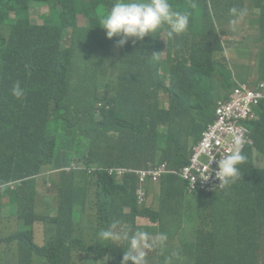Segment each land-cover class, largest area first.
Segmentation results:
<instances>
[{
	"label": "trees",
	"instance_id": "1",
	"mask_svg": "<svg viewBox=\"0 0 264 264\" xmlns=\"http://www.w3.org/2000/svg\"><path fill=\"white\" fill-rule=\"evenodd\" d=\"M186 1L169 3L173 9H182ZM193 1L209 21L190 44L194 48L190 56L186 55L189 44H184L183 36L174 45H166L157 37H152L153 41L148 36L143 40L130 38L125 59L131 67L124 73L117 46L99 25L116 0H0V200L10 195L0 206V224L6 218V226L11 225V219L18 223L11 236L0 238V245L7 247L0 249V255L10 264H121L124 248L99 240L97 233L113 221L125 229H136L138 215L158 220L160 212L153 215L150 209L138 206V176L133 171L118 180L107 170L147 167L154 158H145L144 148L157 145L165 148V157L158 164L167 160L172 168L171 174L162 177L163 201L156 196L157 200L164 205L181 204L182 199L186 202L192 197L197 203V222L187 239L181 237L180 256H188V264H264V249L254 229L241 221V215L249 220L254 219L255 212L260 214L257 218L264 216V167H255L250 174L252 197L262 205L255 211L256 205L234 189V183L213 189L198 186L193 194H186L191 192L190 186L178 175L202 131L216 120V102L231 97L233 70H238V64L221 55L222 44H214L220 37L209 0ZM253 1L261 10L257 18L264 22V0ZM231 5L227 2L223 11L230 10ZM34 9H38L37 17ZM79 14L88 20L86 25H78ZM262 43L264 47V30ZM153 53H159L158 58L151 59ZM97 59L106 69L109 63L114 66L112 75L101 73L98 66L93 71L89 62ZM76 60L86 63L79 69L74 66ZM182 61L185 64L178 67ZM156 64L174 75L170 90H178L173 92L175 99L183 82H190L185 104L174 102L168 111L159 105L151 112L145 110V76ZM101 74L107 85L87 112L96 99L92 85ZM17 82L25 90L20 99L11 93ZM114 84L116 91L143 112L141 116L129 117L115 106L118 98ZM252 88L260 87L253 84ZM98 102L108 108H96ZM71 115L83 116L71 122ZM246 124L260 145L254 134L264 127V98L256 107L255 117ZM93 142L99 144L97 150L92 149ZM103 143L107 146L101 151ZM73 159L87 168L51 175L55 195L46 197L45 204L55 215L38 214L39 175L63 168ZM93 166L99 170L91 172ZM125 207L131 211L125 212ZM170 214L175 220L179 217L176 210ZM191 215L192 209L184 208V224ZM37 221L46 225L44 246L34 242L32 227Z\"/></svg>",
	"mask_w": 264,
	"mask_h": 264
},
{
	"label": "clouds",
	"instance_id": "2",
	"mask_svg": "<svg viewBox=\"0 0 264 264\" xmlns=\"http://www.w3.org/2000/svg\"><path fill=\"white\" fill-rule=\"evenodd\" d=\"M191 7L195 8L196 4L193 3ZM176 10H173V7L169 3V0H116V2L112 4L110 10L100 20L99 25L103 29L106 30V35L108 37V40L113 41L115 45L117 46L118 54L120 52V47L124 46L125 44H126L125 51H127L128 47L130 46V44H127V42L130 38H135V40H143L146 36L151 35L152 37H156L157 35H161L163 31H167V35L169 37L176 38L175 41H177L180 39L181 37L180 34H182L183 32L201 34L200 32H194L196 27H194V29H192V27H189L190 18H191L190 12L180 11V8H177ZM229 12H230V15L232 16L230 23L232 25L233 31H235L239 19L243 18L246 15L247 10L243 8H239L237 6H233L230 8ZM80 15L82 14L78 15V19ZM82 16L84 17V15ZM213 21L215 24L216 31L218 32L219 37H220V40L214 44H222L223 51L221 52V55L226 57L232 64L233 63L238 64L236 61L231 60L225 53L226 44H230V42L232 41L231 39H229V36L230 35L237 36V34H228L227 32H225L224 27H223L224 22L222 20L214 18ZM158 55L159 53H153L151 56V59L158 58ZM221 55H219V57H222ZM85 63L86 62L82 60H76L74 61V66H77L79 69H81V67L85 65ZM89 63L93 66V71L98 66L101 69H105L107 75L109 76L112 75L113 73L114 66H111L110 63H109L108 69H106L104 64L101 63L100 59L94 60ZM238 74H239L238 70L236 71L233 70V78H234L235 84L233 86L232 95L236 88L238 87L241 88L243 85L246 84L244 81H239ZM261 83H264V81H261L260 83H257V84L260 85ZM106 85H107V80L103 79L102 74L99 77H95V82L92 85V88L94 89L93 96L96 99L90 105L87 112L91 110L96 100H98L100 97L97 94V90L99 88L104 89ZM252 86H253V83L250 85V87ZM11 93L17 99H20L24 96L25 90L22 88L21 84L17 82L13 85L11 89ZM232 95L231 97L229 96V98H226V99L224 98L219 99L218 104L219 102L232 99ZM218 104L216 105V107L218 106ZM99 105L101 106L102 104L99 103ZM216 107H215V115H216ZM81 116L83 115H71V122H73L77 117H81ZM202 133H201V137H202ZM200 139L197 141V143L200 141ZM231 144L232 146L227 152V154L220 155V159L217 161L218 167H217V170L215 171V176L220 181V184H219L220 187L224 185L233 184L241 178V171L238 166L242 164L244 161H246L247 159L246 155L243 154L245 139L242 134L233 133ZM190 154L191 152L189 153V157H190ZM189 157H188V160H189ZM213 159L214 157L212 158V160ZM86 168L87 166L83 162L73 159L71 164L66 165L63 168L47 170V171H44L41 175H39L38 180H37V189L39 191V194L37 196V206H36L38 214L43 215V216H47V215L54 216L55 215V212L45 204L46 197H54L55 195L54 192L51 191L52 184L49 180L51 175L59 173L61 171L82 170ZM113 168H124V167H112L109 170H107L110 176H113L118 180H122L126 173H129L132 171L138 176V183H137V188L135 192L137 204L139 207H146L150 209L151 212H154L155 210L153 209V205H148L147 203H144V202L147 201V197H149L151 194L154 195L152 191H157L158 197H160L163 201V196L161 194V182L163 179L162 177L164 175L171 174L172 172V168H171V165L169 166V162L167 160H163V163H160L157 165L154 164L153 166H149V167L136 168L133 170L124 168L126 169V173L124 175H120L116 172L114 174L111 173L110 170ZM97 170L99 169L91 168L90 171L92 172V171H97ZM141 171L158 172V175L156 178H154V176L151 174L147 176L144 182H142L141 181ZM45 173H48L44 177V179H45L46 185H49V188L47 190V193L42 197V199H39V197L41 196V191L39 189V178L42 177ZM209 175L203 179H207ZM154 182H158V185L156 186ZM0 187L2 186L0 185ZM193 190L194 189H191L190 190L191 192H188L186 194H193V192L195 191ZM154 198L156 200L155 195H154ZM7 202H8V199L2 205H4ZM161 203L163 202L158 201L156 211L160 212V217L162 219L168 220L169 218L167 215V211L161 208ZM40 205L46 209V212H40L38 210V207ZM180 205H184V207L186 208H192L191 203H189V205H186L185 201H183V203L181 202ZM1 211H3V206L1 207ZM124 211L130 212L131 208L125 207ZM138 218H147L155 222L158 226L151 227V226L140 225L138 224ZM135 221H136L135 222L136 229H133V228L125 229L123 226H119L120 224L119 221H113V223L108 228L102 229L97 233L99 240L110 241L111 243L117 244L124 248V254L121 260V264H145V259L147 257V249L149 248L151 249L153 244H158L159 246L163 247L168 239L167 235L171 234L168 232L172 230V233H173L176 228L175 227L174 229H166V228L163 229L162 231L163 233H160L155 238V240H153L151 235L153 234L157 235L153 232H158V230L155 231L154 229L158 228L161 222H159L158 220H153L149 216H142V215H138ZM36 224L44 225L46 241L43 245L38 244V242L36 241V236H35ZM5 230H6V224L2 219V222L0 224V234ZM32 231H33V236H34V242L39 246L46 245L47 233H46L45 223L43 221L35 222L32 227ZM119 240H121L120 243L114 242V241H119ZM178 256H179L178 252H175V251L172 252L171 255L166 258V264H171L172 258L178 257ZM185 257H186L185 264H188L189 257L188 256H185Z\"/></svg>",
	"mask_w": 264,
	"mask_h": 264
},
{
	"label": "rangeland",
	"instance_id": "3",
	"mask_svg": "<svg viewBox=\"0 0 264 264\" xmlns=\"http://www.w3.org/2000/svg\"><path fill=\"white\" fill-rule=\"evenodd\" d=\"M250 3H244L242 0H231V7L237 6L239 8L246 9V15L241 18V20L237 24V40L239 42H244L245 44H226V55L233 61H236L238 63V71L241 78L244 79V82L250 86L252 83L257 84L261 81H264V47H262V33L264 30V22L261 21L259 18L254 17L252 15V12L255 10V3L253 0H250ZM44 11L47 10V8L43 9ZM33 15L35 17L38 16V9H34ZM87 19L84 18L82 15L79 16V19L77 20V23L79 26H83L87 24ZM181 36L185 37V43L189 44L187 45V51L186 55L190 56V53L193 51V47L190 45L195 39H198L200 34H193L190 32H183L180 34ZM207 37V42L211 43L210 38L208 37L207 33L204 34ZM151 41H153L152 36H148ZM176 38H170V39H164L163 41L167 44L174 45ZM166 44V45H167ZM126 44L124 46L120 47L119 52V59L123 62L121 65L122 71L125 73L127 71V68L131 67V64L128 63L125 59L126 57V51H125ZM164 58H166V54L164 55ZM191 62V60H189ZM185 62H179L178 67L184 65ZM168 66V64L166 65ZM105 69H101V73H103ZM76 76V75H74ZM146 96L144 98L145 102V110L148 112H151L153 110H156L157 105L160 106L161 109L164 111H168L172 108L174 102L177 104V102L180 105H183L186 103V97L188 94V88L190 85L189 81L183 82V88L181 92H178L180 95L179 98H174V93L176 90L175 88H172V91L170 90L171 87H173L174 83V75L171 72H167L164 69H162L159 64H156L155 67L152 70V73H148L146 76ZM115 84L113 86V91L115 92L118 101L115 104V106L121 110H124V113L129 116H141L143 114L142 111H139L135 108L133 101L130 100L126 95L121 94L120 92L116 91L114 89ZM104 93V89L99 88L97 90L98 96H102ZM101 106L99 105V102L96 105V108H100L102 106H106L104 102H101ZM108 108V106H106ZM98 122L101 121V119H97ZM82 132V130H81ZM252 132L250 133V141L246 143L245 149L243 154L246 155L247 159L242 164H240L238 167L241 171V178L236 181L234 189H237L241 191L243 194L246 195V197L254 203L256 206L254 208L255 210H260L262 208V205L259 202H256L252 197V191H251V181H250V174L253 172V169L255 167H264V127L258 128L256 130V133L254 136H258L260 140V145H257L256 142L252 138ZM98 143L93 142L91 144V147L93 150L98 149ZM107 146V143H103L100 146V150L104 151ZM252 146V147H251ZM143 156L147 159L154 158L153 160H150L146 166H153L154 164L157 165L161 159L165 157V148L157 145L154 146H147L144 148ZM142 156V158H143ZM77 164V163H75ZM93 168H97L96 166H93ZM48 173H45L42 177L39 178V189L41 191V196L39 199H42V197L47 193V190L49 188V185H46L44 177ZM156 186L158 185V182H154ZM11 186V185H10ZM12 187V186H11ZM21 195H24V192H20ZM152 193L156 196H158L157 191H152ZM154 195H150L147 197V201L144 203H147L148 205H153V209L155 210L153 212V215L156 211L158 200L154 198ZM10 198V195L4 196L0 200V206L7 201V199ZM143 203V204H144ZM183 203V199H182ZM191 203L192 205V215L190 218L187 219L188 223L184 224V221L181 217V214L183 213L184 205H180L177 203H167L164 205L168 220L162 219L160 216H158V221L161 222L158 228H155L154 230H158V232H153L157 235H151L152 239L155 240V238L160 234L163 233V229H174L175 231L169 235H167L168 239L163 247L159 246L158 244H153L151 249H147V257L145 259V264H166V258L171 255L172 252H178V257H173L171 262H175L179 260L182 262L185 261L186 257L180 256V248H182V241L181 237H184L187 239L191 235V231L194 229V224L197 222V203L196 201L191 197L189 200H186V205H189ZM262 203V202H261ZM264 205V203H262ZM38 210L40 212H46V209L43 206H39ZM171 210H176L179 214V217L175 220L172 218V215L170 214ZM237 210L241 211L240 207L237 205ZM256 216L259 217L260 214L258 212H255ZM254 215V214H253ZM254 215L253 220H249L245 215H241V221L245 222V225L247 223L251 226V228L254 229L256 240L258 243L261 244L262 248L264 249V216L262 215L261 218H257ZM154 219V218H153ZM15 220V217H14ZM7 221V218L5 219V223ZM138 224L144 225V226H151L156 227L158 226L155 222L147 219V218H138ZM184 224V225H183ZM183 226V228H182ZM215 227V223L211 221V228ZM18 228V223L16 221H13L11 219V225L6 226V230L3 231L0 234V238L2 237H8L11 236L13 232H15ZM182 228V229H181ZM160 229V230H159ZM35 236L36 241L38 244L43 245L46 241V236L44 232V225L43 224H36L35 226ZM115 242V241H114ZM121 242V241H120ZM119 242V243H120ZM117 243V242H116ZM16 247H20V243L16 244ZM6 246L0 245V249H5ZM261 248V251L263 249ZM1 262L3 264H10L8 260L0 255ZM37 260H35L36 262ZM162 261V262H160Z\"/></svg>",
	"mask_w": 264,
	"mask_h": 264
},
{
	"label": "built area",
	"instance_id": "4",
	"mask_svg": "<svg viewBox=\"0 0 264 264\" xmlns=\"http://www.w3.org/2000/svg\"><path fill=\"white\" fill-rule=\"evenodd\" d=\"M259 87L255 90L245 84L234 90L232 99L219 102L216 107L215 122L209 124L203 131L200 141L193 146L188 162L181 167L178 174L189 183L191 189L198 186H207L209 189H213L219 186L220 181L215 176L218 167L217 161L220 159V155L227 154L231 148L233 133L244 136L243 150L248 141L251 143V131L246 123L255 117L256 107L264 98V83H261ZM110 172L124 175L126 169L113 168ZM151 174L156 178L158 172L141 171V181L144 182ZM208 175L207 179H203Z\"/></svg>",
	"mask_w": 264,
	"mask_h": 264
},
{
	"label": "crops",
	"instance_id": "5",
	"mask_svg": "<svg viewBox=\"0 0 264 264\" xmlns=\"http://www.w3.org/2000/svg\"><path fill=\"white\" fill-rule=\"evenodd\" d=\"M231 2V0H209L210 3V10L213 18H218L224 22V31L227 32L228 34H237V27L236 30L233 31L232 25L230 23L232 16L230 15L229 10H225L224 6L226 5L227 2ZM243 4L244 3H250V0H242ZM194 3L193 0H187L186 3H184L183 8L180 9V11H188L191 13V18H190V23L189 27H196L194 32H201L200 28H204L209 21L206 17V15L196 6L195 8H192L191 5ZM178 7H176L177 9ZM244 8V5H243ZM173 9V10H176ZM177 11V10H176ZM260 8L255 7V10L252 12V15L254 17H258L260 14ZM241 19H239L240 21ZM238 21V22H239ZM157 38L164 40V39H170L172 37H169L167 35V31H163L161 35H157ZM238 36H229V39L232 41L230 44H245L244 42H239L237 40ZM164 61L167 60L166 58L163 59ZM218 104V101L216 102V105ZM162 184V182H161ZM161 208L165 209L164 204L161 203ZM166 210V209H165Z\"/></svg>",
	"mask_w": 264,
	"mask_h": 264
},
{
	"label": "bare ground",
	"instance_id": "6",
	"mask_svg": "<svg viewBox=\"0 0 264 264\" xmlns=\"http://www.w3.org/2000/svg\"><path fill=\"white\" fill-rule=\"evenodd\" d=\"M121 240H119V241H115V242H117V243H119Z\"/></svg>",
	"mask_w": 264,
	"mask_h": 264
}]
</instances>
